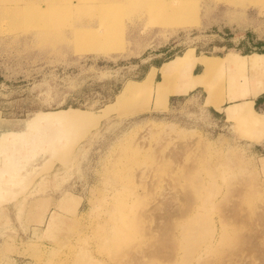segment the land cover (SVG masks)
I'll return each mask as SVG.
<instances>
[{"label":"rangeland","instance_id":"obj_1","mask_svg":"<svg viewBox=\"0 0 264 264\" xmlns=\"http://www.w3.org/2000/svg\"><path fill=\"white\" fill-rule=\"evenodd\" d=\"M51 2L67 9L0 13V264H240L223 254L244 234L264 242V165L211 104L224 68L263 69L239 53L263 41L264 0ZM70 109L88 116L26 121ZM64 124L53 144L17 146L18 132ZM236 203L248 225L231 212L222 225Z\"/></svg>","mask_w":264,"mask_h":264},{"label":"crops","instance_id":"obj_2","mask_svg":"<svg viewBox=\"0 0 264 264\" xmlns=\"http://www.w3.org/2000/svg\"><path fill=\"white\" fill-rule=\"evenodd\" d=\"M262 40H263L262 42L257 44L260 45V47L255 46L254 47L255 49L250 52H246V53L235 52V53L244 54L248 56L257 55V58H260L259 60H261L263 63L262 64L263 69L259 67H249V66L246 69L224 68L225 70L229 69L231 71L230 77L232 80L231 83L227 85L229 89H227L225 91V94L223 95V97L225 98L223 102H221L218 105L211 104V107L221 114L222 118L227 123L230 124L232 129L237 127L243 130L248 141L251 142L256 147V149L262 156L263 165H264V87H263L264 81L261 85H259L260 87H263L262 90L255 92L264 72V38ZM156 67L159 68V66ZM198 67H200L199 72H202L203 65L198 64L194 69L195 73H199L198 71H196ZM158 72L159 71H157L156 77L158 75ZM218 72L214 73V75L217 74ZM238 75L240 76V78L237 79L236 76ZM176 77H180L179 84L182 81L181 76L174 75L171 78L173 87L177 86V84L176 85L173 84V80ZM212 78H211V85H212ZM212 87L214 86L212 85ZM197 88H203V87H197ZM193 90L194 89H191L187 93ZM230 90L235 91L234 93L235 97L234 99L229 100L226 97L229 94ZM242 92H245L246 95L242 96L241 95ZM187 93H170L169 97L172 95L181 96ZM151 96L155 98L157 97L154 91L152 92ZM65 125L66 124L51 130L37 128L35 130H24L18 132L17 134L18 136L16 137L20 138L19 141L21 143L19 142L17 146L20 148H22V146H29V145L36 147L37 146L46 147L48 144H53L54 143L53 141H55L57 137L59 136L61 137L62 128ZM0 131L3 133L4 129L0 127ZM25 133L27 136H23ZM41 139L47 141V143L46 144L40 143ZM3 188L4 187L2 186V180H0V192L2 191Z\"/></svg>","mask_w":264,"mask_h":264},{"label":"bare ground","instance_id":"obj_3","mask_svg":"<svg viewBox=\"0 0 264 264\" xmlns=\"http://www.w3.org/2000/svg\"><path fill=\"white\" fill-rule=\"evenodd\" d=\"M47 1L48 2H45L43 4L39 3L38 0H27L24 3H17V2L16 3H5V4L0 5V13L2 16H5L6 18L9 17L13 23L16 20H22V19H24L22 21H26V20L30 21L34 18H44L43 16L46 13H51L53 15L54 13H56L58 11L63 12L67 9L66 5H61V3L57 4L56 2L53 3V2H51L52 0H47ZM127 1H129V0H127ZM87 116H88V114H85L83 112H79L75 109H72V110L70 109V110H63V111L61 110L60 112H46V113L45 112H41V113L38 112V113H35L32 117L26 119V121L28 122L27 123L28 125H32L35 127L40 126V125L49 126V125L60 123L61 121L78 122L80 120L87 118ZM179 156L177 154V158L181 157V156L180 157ZM186 191H188V190H186ZM231 191H235L236 193H238V190H236L235 188H233ZM187 198H191V197H187ZM69 201H70L69 198H65L63 200L62 204H64V205L68 204ZM168 201H170V200H168ZM191 202H193V201H190V203ZM170 204H172V203L170 202L169 205ZM188 208L189 207H186L183 212H178V210H175V211H177L179 215L184 216V215L189 213ZM229 212H231V215L233 216V218L231 220L232 223L236 221L237 225H239V224L248 225L249 221H247L246 219H241L242 217L241 218L238 217V215L240 214L239 213L240 210L238 208L237 203L234 204V207H231L228 212H225L224 214H222V218H219L218 221L222 225L229 223V221H230L228 218V215L230 214ZM184 228H185V230L188 229V231H189V230H191L192 227L189 226V228L188 227H184ZM224 230H226V229H224ZM226 232H228V231L226 230ZM213 235H214V233L211 235V237ZM222 236H223V234H222ZM252 237H253L252 235H248V234L242 235L240 237V242L238 243V245L234 248H229L228 250L225 249L227 251H225L226 254H223V255H225V256L237 255L238 260L240 261V264H252L253 261L257 258V259H259V261H260L259 263L261 264V262L264 261V242L258 241L259 244L257 242L254 243L251 240ZM193 247L195 248V246H193ZM159 252H161V250H156L157 255L159 254ZM221 262H222L221 264L227 263L225 260H222Z\"/></svg>","mask_w":264,"mask_h":264}]
</instances>
